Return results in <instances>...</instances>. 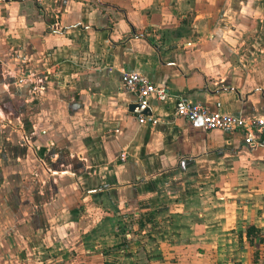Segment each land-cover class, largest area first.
Wrapping results in <instances>:
<instances>
[{"label": "crops", "instance_id": "1", "mask_svg": "<svg viewBox=\"0 0 264 264\" xmlns=\"http://www.w3.org/2000/svg\"><path fill=\"white\" fill-rule=\"evenodd\" d=\"M126 72L166 89L155 124ZM181 96L264 119V0L0 1V264L89 259L119 216L160 222V264H264V129L206 131Z\"/></svg>", "mask_w": 264, "mask_h": 264}, {"label": "rangeland", "instance_id": "2", "mask_svg": "<svg viewBox=\"0 0 264 264\" xmlns=\"http://www.w3.org/2000/svg\"><path fill=\"white\" fill-rule=\"evenodd\" d=\"M209 188H211L210 185L204 186L203 184L202 186L203 196H206L207 198L208 192H210ZM210 193H213V191L211 190ZM109 218L111 227L114 226L115 229V235L113 237L116 235L119 236L117 244L106 246L107 244L105 245L104 243V245H96V247H86L89 248L87 250L90 251L89 255L91 256V258L86 260L81 256L80 252L73 253L72 257L71 254L66 256L61 255L59 260H64L61 264H152L153 261L150 260L153 256L152 254L156 256L155 262L160 264L164 257L167 258L168 254L165 251V247L160 246V244H163L161 234L165 231V228L162 227L160 222H158L159 224H155V222L151 220L147 221L146 218L132 220L126 219L125 216H119L117 219H114L113 217ZM148 223H150L149 226ZM95 239L97 241L99 240L96 236L94 237V240ZM93 243L94 242L92 241V244ZM111 252L116 254L109 255L106 257V260L101 258L103 255H108ZM98 254H101L102 256L99 255V257L97 256ZM118 254L119 256H117Z\"/></svg>", "mask_w": 264, "mask_h": 264}, {"label": "built area", "instance_id": "3", "mask_svg": "<svg viewBox=\"0 0 264 264\" xmlns=\"http://www.w3.org/2000/svg\"><path fill=\"white\" fill-rule=\"evenodd\" d=\"M121 83L126 91L135 94L137 103L145 107L148 106V99L151 96H154L159 101H163L167 97V91L164 87L156 86L137 72L122 74ZM174 113L176 117L183 118L188 122H200L206 131H241L244 136V142L248 145L259 143L258 140H255L254 133L264 129L263 118H245L213 112L207 107L195 104L182 96L177 99L174 105ZM138 121L139 123L149 122L155 124L157 119L139 114Z\"/></svg>", "mask_w": 264, "mask_h": 264}, {"label": "water", "instance_id": "4", "mask_svg": "<svg viewBox=\"0 0 264 264\" xmlns=\"http://www.w3.org/2000/svg\"><path fill=\"white\" fill-rule=\"evenodd\" d=\"M0 1H4V0H0ZM128 110L133 113H139V114H144V115L149 114L148 109L139 103L130 104L128 107Z\"/></svg>", "mask_w": 264, "mask_h": 264}]
</instances>
